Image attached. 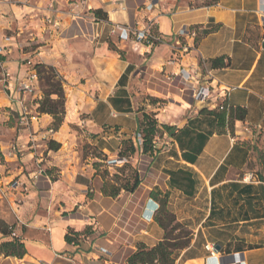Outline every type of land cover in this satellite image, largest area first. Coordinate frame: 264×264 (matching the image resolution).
<instances>
[{
	"label": "crops",
	"instance_id": "1",
	"mask_svg": "<svg viewBox=\"0 0 264 264\" xmlns=\"http://www.w3.org/2000/svg\"><path fill=\"white\" fill-rule=\"evenodd\" d=\"M116 27L160 40H121ZM263 37L264 0H0V220L25 250L0 252V264H127L139 244L163 240L161 203L189 232L173 264H264ZM217 58L226 65L213 68ZM27 62L62 80L57 131L37 110L38 84L12 95ZM192 85L228 89L224 120L219 101L191 99ZM236 110L243 119L229 122ZM144 114L160 130L153 153L120 158L124 142L138 148ZM83 139L106 162L81 156ZM125 164L139 186L104 196L102 171L112 184Z\"/></svg>",
	"mask_w": 264,
	"mask_h": 264
},
{
	"label": "trees",
	"instance_id": "2",
	"mask_svg": "<svg viewBox=\"0 0 264 264\" xmlns=\"http://www.w3.org/2000/svg\"><path fill=\"white\" fill-rule=\"evenodd\" d=\"M94 16L96 18H102L99 11H95ZM226 64L223 62L222 58H217L211 61V66L213 68L224 67ZM39 68L48 69L51 73L50 77L44 79L45 90L40 89L42 92V99L38 101V112L42 114H48L52 117V130L57 131L62 123V118L64 114V91L61 78L58 77L56 72L51 67H45L42 64L35 66L36 70ZM40 74V71H37ZM56 78L57 83H51V79ZM55 96L56 99H52ZM220 114V119L224 120L225 110H217ZM244 111L236 110V112H229L227 119L229 122L233 119H243ZM162 130L168 131L169 127L162 126ZM160 133L157 126L156 120L152 115H143V119L140 123L138 134L141 136V146L135 148L131 142H124L122 144V149L119 152V157L123 159H129L130 157L136 155L138 152L143 154H152L154 151L153 140L156 135ZM52 147V148H51ZM57 144L50 145V149L57 150ZM95 158L100 161L106 162V158L101 154H98ZM262 164L264 166V157L262 158ZM101 164L94 163V168L98 169ZM128 170L130 174L124 178L123 172ZM118 174L114 175L112 180L114 183L106 180L108 176L107 170L102 171L101 176L104 180V185L102 188V194L107 197L116 198L120 192L123 190L128 193H132L140 184V179L138 174L132 170L129 164L122 166ZM155 222L164 230L165 235L161 242L152 248H148L143 244H139L136 251L128 258L127 264H173L172 253L174 250L183 249L189 243V232L180 225L166 209L165 204L161 203L158 208L156 215L154 217ZM0 234L4 237H12L11 241L3 242L0 245V252L5 256L22 258L25 255V250L23 244L20 242L19 238L14 237L13 226L7 225L5 222L0 220ZM68 243H72L74 239L70 238L69 235L65 236Z\"/></svg>",
	"mask_w": 264,
	"mask_h": 264
},
{
	"label": "built area",
	"instance_id": "3",
	"mask_svg": "<svg viewBox=\"0 0 264 264\" xmlns=\"http://www.w3.org/2000/svg\"><path fill=\"white\" fill-rule=\"evenodd\" d=\"M112 35L118 37L121 40H132L135 44H144V45H151L153 42L160 40V36L153 35L148 28L138 31L135 30V28H119L116 27L112 30ZM261 44H264V37L261 39ZM29 67V70L27 72V76L25 78V81H22L18 84L17 88H15L14 91H12V95L14 94H32L37 89L38 84V78H37V72L35 68L32 67V64L30 62L26 63ZM208 77H210L209 74H207ZM185 80L191 79V75L189 73H185L184 75ZM228 89H221L215 94L214 90L208 86H202L198 89H195L193 85L190 88L191 91V99L194 102L203 104V105H209L213 101H219L218 104L215 106V109L217 110H225V104H224V98L226 97V92ZM11 92V91H8ZM11 95V96H12ZM23 115H21V119L24 118V112L25 110L22 109ZM244 131L246 133H251L252 130L249 126L243 127ZM141 136L138 135L136 138V145L138 147L141 146ZM154 148V146H153Z\"/></svg>",
	"mask_w": 264,
	"mask_h": 264
},
{
	"label": "rangeland",
	"instance_id": "4",
	"mask_svg": "<svg viewBox=\"0 0 264 264\" xmlns=\"http://www.w3.org/2000/svg\"><path fill=\"white\" fill-rule=\"evenodd\" d=\"M9 1L14 3V4H17V5H23V4L34 5L37 0H9ZM35 66L36 65H32L33 68H35ZM37 71H40L41 73L38 74ZM36 72H37V78H38V86H39L40 89L45 90L44 79L46 77H50L51 73H50V71L48 69H44V68H39V70H36ZM50 82L53 83V84H56L57 83V79L56 78H52ZM54 99H56L55 96H54ZM79 153L83 157H96V156H98L97 152L92 147H90L88 145V143L84 139L82 140V142L79 145Z\"/></svg>",
	"mask_w": 264,
	"mask_h": 264
},
{
	"label": "water",
	"instance_id": "5",
	"mask_svg": "<svg viewBox=\"0 0 264 264\" xmlns=\"http://www.w3.org/2000/svg\"><path fill=\"white\" fill-rule=\"evenodd\" d=\"M156 208V206L154 205V207L151 209V210H153V209H155Z\"/></svg>",
	"mask_w": 264,
	"mask_h": 264
}]
</instances>
